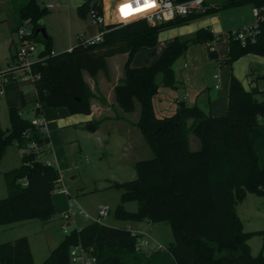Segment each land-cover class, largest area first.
<instances>
[{"label": "trees", "instance_id": "trees-1", "mask_svg": "<svg viewBox=\"0 0 264 264\" xmlns=\"http://www.w3.org/2000/svg\"><path fill=\"white\" fill-rule=\"evenodd\" d=\"M230 1L205 13L164 24L150 26L144 20H135L108 25L102 42L87 46L79 42L71 52L53 54L51 38L45 31L40 39L43 49L30 66L31 73L39 75L32 83L34 103L40 107L35 115H41V105H45L55 110L63 108L69 116H88L94 95L83 74L92 79L99 72L107 74V58L127 54L123 78L114 87L115 102L125 113H132L139 104L135 126L152 157L135 163L133 180L112 184L121 191L114 217L123 222L168 223L172 233L168 252L176 264H264V231L245 232L235 213L236 204L247 194H264V91L253 88L247 92L231 76L225 115L214 117L197 106L180 103L170 117H155L151 98L158 88L153 84L158 73L164 74L162 85L172 87L171 67L192 44H206L210 58L218 59V53L210 49L214 37L202 28L190 37L168 42L152 64L130 67L136 52L141 48L152 49L157 44L156 35L167 27L189 23L231 5L245 4ZM90 9L101 14L102 0H87L80 5L79 17L85 19ZM17 11L19 24L32 28L28 40L36 39L37 24L46 8L40 7L36 0H26ZM256 36L255 42L242 45L229 35L224 63L230 65L248 54L264 56V28ZM25 103L20 94V108H9V129H0V161L12 143L18 149L29 142H34L38 149L49 146L47 135L21 116ZM190 134L198 140L197 150L189 148ZM4 182L7 195L0 199V226L52 220L55 215L52 197L60 182L58 170L29 152L21 156L18 167L4 174ZM126 202H137V210H125ZM255 235L261 237L262 249L253 257L247 242ZM138 238L126 227L92 222L69 231L41 264H70L69 248L77 244L92 248L98 264H152L153 254L136 251ZM0 264H34L28 239L21 237L0 243Z\"/></svg>", "mask_w": 264, "mask_h": 264}, {"label": "rangeland", "instance_id": "rangeland-1", "mask_svg": "<svg viewBox=\"0 0 264 264\" xmlns=\"http://www.w3.org/2000/svg\"><path fill=\"white\" fill-rule=\"evenodd\" d=\"M69 1L36 0V3L40 7H46L49 4L57 5L54 9H46L47 12L41 20L46 33L51 37V51L53 54L64 52L67 48L77 45L79 43L77 34L81 33L90 22L88 16L85 19L80 18L76 8H68L66 5L70 3ZM110 1L112 2V0ZM211 2L215 3V0H211ZM25 3L26 0H0V73L11 69L13 71L12 75L16 77L15 81H10L8 84H2L0 78V87L6 93L3 96V92H0V129L2 131L9 129L8 111L10 107L18 105L20 92L23 98L27 99L26 105L28 107L33 106L30 101V98L33 96L32 83L22 71L21 62L17 60V52L23 43L25 45H34L36 49L35 53L28 56L25 61L27 63H34L38 60L37 56L43 49V44L40 42L42 38L41 34L37 35L34 40H28V35L26 34L31 32V26L19 24L17 10ZM71 5L72 3H70V7ZM231 8L247 12L251 11L252 4L247 2L245 4L231 5V7L220 9L219 12L228 11ZM202 17L204 16L199 18ZM242 18V14L239 11L233 18L234 22L232 26L223 32V38L221 37L220 41L215 38L213 43L220 54L227 55L229 38L226 32H232V30L248 25L249 22L243 23ZM17 28H19V32H15ZM20 33L24 35L20 37ZM148 54L147 49H139L131 60L130 67L136 68L148 65L150 63L148 62ZM256 57L262 60L261 65L263 64L264 66V56L257 55ZM127 58V54L124 53L107 58V74L99 72L95 79H91L86 73L84 74L85 80L89 82L94 93L101 96L100 90L104 91V96L107 94L108 87H106V82L109 80L114 83L123 77V67ZM181 59L182 57H179L172 67L177 68ZM245 68L251 69L250 71L256 69L254 64H250L249 67ZM94 96L96 95L94 94ZM95 98L99 99L97 96ZM257 99L260 100V97H257ZM41 106L43 110L41 117L46 122L45 128L51 142V152L45 151V149L38 155L40 162H52L54 168L60 172V184L52 197L57 213L53 216L52 221L47 223H42L39 220H28L27 222L2 225L5 227V230L0 233V235L4 236L0 240L12 242L17 238L26 237L29 241L33 263L41 264L49 255L50 250L56 247L66 235L60 226L62 220L59 216L61 213L68 212L69 210L76 213L71 217L72 220L67 226L68 232L80 229L94 222L97 218L98 209L105 206L109 208V212L102 219L101 223L103 225L116 228L126 227L128 229L142 227L148 236L146 239L154 246L160 245L162 248L155 255V258H158V261L162 260V262L165 260L171 261L172 258L168 252V246L172 243V233L168 223L143 224L132 221L123 222L114 217V210L120 204L121 191L113 187L112 184L123 183L135 178L134 170L130 163L131 158L122 159L121 157L123 142L122 136L119 133V124L116 123V120H111L104 114L97 116L95 113L94 120L97 123L96 129L93 131L86 130L89 124H84L83 122L73 121L68 126H61L59 123L62 120L71 121L73 118L84 117L80 115L68 116L63 108L55 110L45 105ZM93 109L95 112V106ZM118 112L120 114L123 113L122 111ZM22 114L23 118L27 119L31 118L32 115L27 109L23 110ZM189 140L190 148L192 149L196 148V145L199 144L193 134L189 135ZM140 151L142 152L140 156L141 160L152 157V153L145 144L144 146L141 145ZM144 152H146V155ZM4 156L5 160L0 163V170L3 167L7 168L3 166L6 164H9L8 168L10 169L18 167L21 155L15 143L6 148ZM0 196V199L6 197V195ZM77 208L82 210L88 218H83L78 214ZM137 208V202H126L124 204V209L130 212H135ZM235 213L240 218L245 232L264 231V194H247L242 202L236 204ZM148 224H150L149 227ZM247 244L250 247L251 256L254 257L261 252L260 236H253ZM146 253L150 254L148 251Z\"/></svg>", "mask_w": 264, "mask_h": 264}, {"label": "crops", "instance_id": "crops-1", "mask_svg": "<svg viewBox=\"0 0 264 264\" xmlns=\"http://www.w3.org/2000/svg\"><path fill=\"white\" fill-rule=\"evenodd\" d=\"M86 1L87 0H70L69 2L72 3L71 7H70V3L67 4L66 6L71 9L72 8L77 9L80 5H82ZM117 1L118 0H112V2L110 0H102V8H103L102 13L104 15V21L107 26L112 25V23L115 22L114 4ZM229 2L231 1L230 0H219V1L215 0V3L211 2L210 5H212V8L215 9ZM47 6H52L51 9H54L57 7V5L55 4L54 5L49 4V5H46V7ZM219 11L220 9L216 11L214 14L205 15L204 17L190 21L189 23H183V25H174L171 27H167V29L159 32L156 35L157 44L154 47H152V49L144 48V49H147L149 53L148 62L150 63H148V65L152 64V62L158 58L160 52L168 44V42H170L174 38L184 39V38L190 37L201 28L208 30L214 38L218 37V40L220 41L223 32L227 31V29H229L232 26L234 22L233 18L234 16H236V14L239 13V11L241 12L242 17H243L242 18L243 23L249 22L248 25L253 23L251 11L244 12V11H241L235 8H231V10H228V11H222V12H219ZM99 30L100 29L97 26L92 25L89 22V25H87L79 34H83L84 37L86 38L93 37L99 32ZM226 33H228V36H229L230 32H226ZM79 34H77V36ZM71 47L67 48L66 51L71 49ZM214 50L216 53H218V59H216V61L210 58L207 45L203 43L192 44L184 51L183 55L181 56L182 59H181L179 66L177 68L171 67L172 71L174 72L173 86L164 87L162 84L159 85L156 92L153 94L151 98V103H152L154 115L156 118L161 119V118L170 117V115H172L175 112L178 104L180 103H183L184 105L189 106V107L197 106L201 111L207 114H210L211 116H214V117L225 115L227 111V104H228L227 96H228V91H229V86H230L229 81H230L231 76H234L240 82L244 90L247 92H249V90L253 88H256L259 91H264V66L263 64L261 65L262 60L257 59L256 57L257 55L248 54L244 57H241V60L239 58L237 59L239 61L235 60L237 62L233 61L232 64L227 65L224 63V61L227 59V55L220 54L217 50V47ZM250 64H254V67H256L257 70L255 69L254 71H250L251 69L249 70V68L248 69L245 68V67H249ZM84 74H83V79L86 85L88 86L89 89H91L93 95L95 94L99 99H96L95 98L96 96L90 99L91 112L88 116L74 114V115L83 116L84 118H80V117L77 119L73 118V120L71 119V121L62 120L60 123L59 122L57 123H59L61 126L63 125L68 126L70 123H73V121L83 122L84 124H89L86 130L93 131L96 129V123H97L94 120L95 113L97 114V116H102L104 114L106 115L107 118L111 120H116V123L119 124V133H120V136H122V142H123V150L121 151L122 152L121 157L122 159L131 158L130 163L132 164V168L135 174L134 165L135 163L141 160L140 159L141 158L140 156L142 153L140 151L141 145L144 146L145 144L146 147H148L143 136H141L139 130L135 126L136 123L138 122V116H139V110H140L139 104H136L135 110L132 113L123 112L116 104L115 97H114V87L121 81L123 77H121L118 81L114 83L108 80L106 82V87H108L107 92H106L107 94H105L104 96L103 95L104 91L99 90V92H101V96H100L94 93L92 87L89 85V82L85 80ZM15 80L16 79H14V81ZM10 81H13V80H10ZM0 91H2L3 92L2 95L5 96L6 93L4 89L0 87ZM32 91H33V87H32ZM20 94L22 95V93L21 92L19 93V98H20ZM34 99H35V91H33V96L32 98H30V101L32 102L33 106H35ZM24 101L26 103H25L24 108L21 109V116L23 117V114H22L23 110L25 111L27 109V111H29V113L32 114L31 118L29 119H32L34 117V107L33 106L28 107L26 105L27 104L26 98L24 99ZM94 106L96 109L95 112L93 109ZM13 107L20 108V101L18 102V105H14ZM118 111H122L123 113L120 114V112ZM42 115H43V110H42ZM130 116H133V117H130ZM44 131L48 137V132L46 131V128ZM50 143L51 142H49V146L44 148V150L46 149L45 151L51 152ZM189 148H190V140H189ZM198 148H199V144L196 145V148L194 149L190 148V150H197ZM17 150L19 151L18 147H17ZM144 153L146 155V152ZM4 158L5 156L3 154V157L0 163L3 160H5ZM20 161H21V156H20ZM50 163H51V166L54 167L53 163L52 162ZM8 165L9 164L3 165L7 168L3 167L0 170V178H2L0 181V195H7V191L5 188V182H4V174L11 170L10 168H8L9 167ZM54 208H55V203H54ZM55 213H57L56 208H55ZM140 222L143 224L150 223L146 220H143ZM149 226L150 224H148V227ZM4 228H5L4 226L2 225L0 226V233H2L5 230ZM131 230H134L140 233L142 232L143 235L148 237L146 235V232L143 231L142 227L141 228L136 227ZM0 237H1L0 239H3L2 237L4 236L0 235ZM0 243H4V242L0 240ZM146 251H148L150 254H153L154 258H155V255H157V253L159 252V250L157 252H153L152 250H146ZM154 258H153L154 262H152V264H176L173 262V260L169 262L165 260L162 262V260L158 261V258L157 259L156 258L154 259ZM157 261L158 263H156Z\"/></svg>", "mask_w": 264, "mask_h": 264}, {"label": "built area", "instance_id": "built-area-1", "mask_svg": "<svg viewBox=\"0 0 264 264\" xmlns=\"http://www.w3.org/2000/svg\"><path fill=\"white\" fill-rule=\"evenodd\" d=\"M239 2H249L252 4L251 15L253 23L236 29L232 30L229 33L230 37H233L235 40L239 41L240 44L245 45L248 42L253 43L255 42L259 32L262 28H264V0H234ZM211 0H185L183 2H175L174 0H118L114 4L115 8V22L114 24H125L134 22L135 20H144L145 23L148 25H155V24H164L169 21H174L175 19H183V17L187 16H194L205 13L208 9L212 8L210 5ZM122 5H131V14H123L121 12ZM151 5V6H149ZM47 9H51L52 6H47ZM137 9H140L137 11ZM128 9H125V12H128ZM88 18L90 19V23L92 25L97 26L100 30L99 32L93 37H84L83 34H79L77 39L83 45H94L96 43L102 42L103 34L106 31V24L104 21L103 13H99L96 9H90L87 13ZM24 34L20 33V37ZM26 35H29L26 34ZM21 39V38H20ZM218 40V38L216 37ZM215 40V38H214ZM214 40L210 43V49L213 51L215 49ZM72 49V47H71ZM71 49L68 52H71ZM36 49L34 45L22 44L21 48L17 52V60L21 62L22 71L26 78L31 81V83L35 82L39 79V75H35L31 73V63H27L26 58L31 54L35 53ZM11 69L8 71L0 73V78L2 80V84H7L10 80L16 79ZM2 92V91H0ZM39 106H34V112ZM40 115H35L32 119H30L31 123L38 127L40 131L45 133V120ZM43 149H38L34 142H29L26 144L25 147L19 149V153L21 156L26 155L29 152H33L36 155L41 153ZM39 159V155H38ZM48 166H51L50 162L45 163ZM78 214H80L83 218H88V216L80 209L77 208L76 210ZM109 208L103 206L100 207L97 211L96 219L94 222L101 223L102 219L108 215ZM76 214L75 211H68L62 213L60 218L62 220L60 226L63 229V232L68 234L67 226L72 220V216ZM134 235L139 236L135 248L136 251L141 252L145 250H152L153 252H157L158 250L162 249L160 245L154 246L150 243L142 232H137L134 230L129 229ZM69 262L70 264H98L97 257L94 254V250L92 248H84L80 244L76 246H72L69 248Z\"/></svg>", "mask_w": 264, "mask_h": 264}, {"label": "water", "instance_id": "water-1", "mask_svg": "<svg viewBox=\"0 0 264 264\" xmlns=\"http://www.w3.org/2000/svg\"><path fill=\"white\" fill-rule=\"evenodd\" d=\"M37 26H39V28L37 29V31L35 32V35H39L41 34L42 37L45 36V28L44 26L42 25V22L41 20L38 22ZM164 80V74L162 72L158 73L155 77H154V80H153V84L158 87L159 85L162 84ZM93 129V127H92Z\"/></svg>", "mask_w": 264, "mask_h": 264}, {"label": "snow or ice", "instance_id": "snow-or-ice-1", "mask_svg": "<svg viewBox=\"0 0 264 264\" xmlns=\"http://www.w3.org/2000/svg\"><path fill=\"white\" fill-rule=\"evenodd\" d=\"M149 6H151V5H149ZM125 9H128L129 11L128 12H125ZM131 5H122L121 6V12L123 13V14H131ZM140 9H137V11H139Z\"/></svg>", "mask_w": 264, "mask_h": 264}]
</instances>
